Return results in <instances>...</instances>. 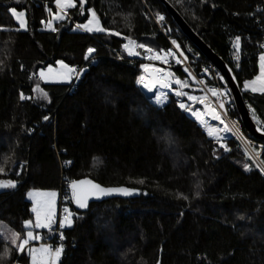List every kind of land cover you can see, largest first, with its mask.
<instances>
[{
  "label": "trees",
  "instance_id": "trees-1",
  "mask_svg": "<svg viewBox=\"0 0 264 264\" xmlns=\"http://www.w3.org/2000/svg\"><path fill=\"white\" fill-rule=\"evenodd\" d=\"M166 1L231 68L241 90L258 75L264 0ZM45 6L55 11L54 0H0V179L17 181L0 190V254L10 251L0 264H29L9 243L11 231L22 233L23 221L33 219L27 191L67 192L72 179L83 178L140 196L92 204L85 213L68 202L73 226L61 230L63 241H44L63 244L59 264H264V174L235 139L223 141L224 151L173 97L163 108L149 102L137 87L138 63L117 60L125 36L154 50L167 46L146 19L154 12L174 24L160 2L86 0L81 10L77 1L56 32L41 24L49 18ZM9 8L25 11L27 31L16 30ZM87 8L120 35L73 31L86 22ZM236 36L241 54L232 61ZM177 41L198 73L207 60L182 34ZM89 47L94 62L84 65ZM57 60L85 66L73 88L38 81L37 72ZM37 85L47 100L33 92ZM21 92L30 99L21 101ZM242 94L264 127V95Z\"/></svg>",
  "mask_w": 264,
  "mask_h": 264
},
{
  "label": "snow or ice",
  "instance_id": "snow-or-ice-1",
  "mask_svg": "<svg viewBox=\"0 0 264 264\" xmlns=\"http://www.w3.org/2000/svg\"><path fill=\"white\" fill-rule=\"evenodd\" d=\"M19 2V0H17ZM205 0H201V3H204ZM55 11L52 12L45 6V11L49 14L48 20H41V24L44 26V29L50 32H56L58 29L54 27V23L64 21L68 17V10L77 7V0H54ZM78 5L81 10L85 9L86 0H78ZM8 11L11 13L12 18L18 24L19 30L27 31V18L25 11H18L16 8H9ZM88 18L85 23L77 24L73 31L79 30L89 34L92 33H105L109 36H119L120 33L116 31H111L106 29L101 24V20L98 17L96 11L93 8L86 9ZM83 14V12L81 13ZM165 19L164 16L157 14L156 21L163 22ZM126 40V43L122 45L123 50L127 53L129 57L138 56L140 53L137 52V49H142L147 55L143 56L144 60H159L162 64L167 63V58L172 57L175 59L177 64L181 63V60L176 58L171 51H159L154 50L152 47L145 43H138L136 40L131 37H123ZM172 44L179 51L180 46L176 44V41L173 40ZM232 47L234 49V59L239 61L241 54V37L236 36L232 42ZM261 49H264V43L259 45ZM96 51L95 48L89 47L85 54L84 59L89 60L92 57V54ZM183 56V53H180ZM57 68H53L51 65L47 69H42L38 72L39 79L45 83H54V84H71L73 79H80V74L84 71L83 69L77 70L73 67H70L68 64L63 61H56ZM258 67L259 74L255 78L246 80L243 83L244 92H250L253 94L259 93L264 95V51H262L258 56ZM141 69L144 73L148 74L146 78L145 75H140L137 78V84L142 88L146 89L147 92L153 93V90L159 87V89H168L176 97H187V100L191 101L193 105L201 104L204 106V112L195 110L193 107L186 105L185 103H179L178 106L181 110L189 112L196 121L206 129L207 135L217 143L219 146L224 149V151H229L225 143H223L224 136L222 133H228L233 131L229 128L228 124L222 119V115L218 114L215 107H213L207 95L196 96L190 95L184 91L189 85L187 81L178 79L174 76L172 72L164 71L163 69L152 67L148 64H142ZM187 71V69H185ZM236 77H233L235 80ZM223 81V77H221ZM200 84H203L204 81H199ZM175 84L176 88L173 89L172 85ZM213 97L216 98L219 108L221 110L225 109V100L223 98L229 95L228 88L225 86L224 90L221 91L215 87L208 89ZM33 92H39L40 98L45 100L48 99V94L43 89L37 87L33 88ZM155 99L154 103L157 106L163 105L168 97L162 91H156L154 93ZM19 99L24 101L30 99L26 97L23 92L20 93ZM252 111V109H249ZM210 116L212 120L218 121L220 124L224 125L223 128L213 127L207 123L206 117ZM48 119V117H44ZM253 119L256 117L253 114ZM259 124L260 122L257 121ZM236 122L233 121V125ZM238 131V128L236 129ZM257 131L264 132V127H258ZM95 159V158H94ZM7 162V161H6ZM248 165H245V171H249ZM264 173V169L261 170ZM6 175L5 168L0 166V176ZM17 176L20 175L19 172L16 173ZM143 183V181H140ZM17 187V181L13 179H0V190L6 189H15ZM68 189L71 192V202L75 204L77 209H87L89 207V200L96 199L99 200L102 197L110 196L113 193H119L121 195H131L132 190L125 187H102L98 183H94L91 179H72L68 183ZM56 196L55 191L52 192H29L28 198L32 200L31 212L34 214L33 220H24L22 227L23 232L18 233L16 231H11V239L9 243L12 245V248L16 250V255L19 256L21 253L27 251L29 256V264H59L61 256L64 252L63 244L59 246H50L48 244H41L40 247H31V241H40L42 237L39 234L34 233V229H48L49 231L53 230V225L57 223V213H56ZM73 217L74 213L65 207L63 209V215L59 217L58 225L60 229L71 228L73 226ZM80 218V217H76ZM241 219H243L241 217ZM7 239V238H6ZM59 239L63 241L65 239L64 235L61 233ZM10 257V251L5 248L4 252L0 254V262L8 259ZM159 264V261H157Z\"/></svg>",
  "mask_w": 264,
  "mask_h": 264
},
{
  "label": "built area",
  "instance_id": "built-area-1",
  "mask_svg": "<svg viewBox=\"0 0 264 264\" xmlns=\"http://www.w3.org/2000/svg\"><path fill=\"white\" fill-rule=\"evenodd\" d=\"M159 15L164 16L163 14H159ZM156 16H157V14L154 15L151 12H148V14L146 15V19L155 24V26L159 30L160 34L162 35V37L165 39V41L167 43V46L163 49H160L159 51H171L176 58L181 60V63L177 64L175 62V59H173L172 57L167 58L166 64H162L159 60H152V61L144 60L143 56L147 55V54L146 53H143V54L140 53L138 51V49H137V52L140 53L138 56L129 57L127 55V53L123 50V48H122L121 54L116 53L117 60L118 61L127 60V61H133V62L138 63V65H139V76L145 75L146 78L148 77V74L144 73L142 71V69H141L142 64H148L152 67H157V68L163 69L164 71L172 72L176 78L187 81L189 86L184 89V91L186 93H188L190 95H196V96L207 95L209 98L210 104L216 108L218 114L222 115V119L225 121L226 124H228L229 128L233 130V131H230L227 133V135L224 137L223 141L229 140L231 138L235 139L240 144V146L243 148L245 153L250 157V159H252L254 161V163L260 169V171L262 169H264V166L260 162V155L264 152V144L257 142L250 135L245 134L243 132L239 118L235 117L233 115L235 108H234L233 104L230 102L229 96L223 98L225 100V109L221 110L219 108V104H218L216 98L213 97L211 95V93L208 91V89L213 88V87H215L221 91L224 90V83L221 80L219 73L209 63L200 64L199 65V72L197 73L194 69V62H192L190 59V52L184 51L181 48V46L179 45V42L177 41V37L179 36L180 32H179L178 28L176 27V25L175 24H168L166 22V19H164L163 22L158 23L156 21ZM67 18L69 20H71L69 15ZM262 18H263V20H261V21L263 22V24L260 21H259V24L261 23L260 24L261 30L264 33V1H263V8H262ZM173 40H175L176 44L180 46L179 51H177L176 48L174 47V45L172 44ZM233 40L231 41L229 48H230V54H231L232 61H236L234 59V49L232 47ZM262 43H264V39H263ZM261 50L264 51V49H261ZM181 52L183 53V56L180 55ZM93 62H94V58L91 57L89 60L84 61V65L85 64L86 65L87 64H93ZM84 65L76 66L73 68H75L77 70H81V69L84 70V68H85ZM185 69H187V71H185ZM176 71L179 72L180 77L175 74ZM82 76H83V72L80 74V79L82 78ZM79 80H76L74 78L72 81V84H71V88H73L75 83ZM201 80L204 81L203 84L199 83V81H201ZM137 87L144 94L145 98L158 108H163L166 101L163 105L157 106L153 102L155 99L154 93L156 91H162L165 93V95L167 97H173L175 99L178 108H179L178 104L182 102V103H185L186 105L193 107L195 110H199V111L204 110L203 105H201V104L193 105L191 101L187 100L186 96L178 98L172 92H170L168 89H159V87L157 86V88H155L153 90V93H149V92H147L146 89L142 88L138 84H137ZM172 88L175 89L176 85L173 84ZM181 111L184 112L186 115H188V113H189V112H186L183 110H181ZM233 121L236 122L235 125H233ZM237 128H238V131H236ZM58 193H59V203H58V220H59V217L61 215H63L64 206L67 205L68 202H70V196H69L68 190H67V192L60 190ZM61 233L62 232H61V229L59 228L58 221H57V224H56L55 228L52 230V232L46 238L44 237V235L43 236L40 235L42 237V239L38 242L49 241L50 239L52 242H54V241H56V239L59 238ZM13 264H18V263L15 262Z\"/></svg>",
  "mask_w": 264,
  "mask_h": 264
},
{
  "label": "water",
  "instance_id": "water-1",
  "mask_svg": "<svg viewBox=\"0 0 264 264\" xmlns=\"http://www.w3.org/2000/svg\"><path fill=\"white\" fill-rule=\"evenodd\" d=\"M158 1L163 6L166 13L171 18L172 22L176 25L180 34H182L188 40V42L207 60V62L216 69V71L220 74V76L223 77V80L229 90V93L232 98L233 106L235 108L236 113L238 114V118L240 120L243 129L247 132L248 135H250L257 142L264 143V132L257 131V128L259 126L254 121L251 112L248 106L246 105V102L242 94V90L238 85L237 79L233 80V77L235 75L231 70V68L201 40V38L189 27V25L180 16V14L166 0H158ZM83 179H90V178H83ZM93 182L96 183L95 181ZM118 187H125L131 189L132 194L125 196L119 193H113L112 195L102 197L99 200L90 199L89 207L92 204L101 203L107 200H113V199L130 200V199H136L140 196L139 190L134 188H130L126 186H114L112 188H118ZM68 193L71 202V192L69 189H68ZM71 205L74 208V210L77 212L85 213L89 209V207L87 209H77L75 204H73L72 202Z\"/></svg>",
  "mask_w": 264,
  "mask_h": 264
},
{
  "label": "rangeland",
  "instance_id": "rangeland-1",
  "mask_svg": "<svg viewBox=\"0 0 264 264\" xmlns=\"http://www.w3.org/2000/svg\"><path fill=\"white\" fill-rule=\"evenodd\" d=\"M54 7H55V5H54ZM11 14V13H10ZM152 14H159V13H152ZM12 17V16H11ZM50 18V17H49ZM48 18V19H49ZM47 19V20H48ZM14 20V19H13ZM14 22H15V20H14ZM61 22V21H60ZM16 23V22H15ZM59 23V22H58ZM55 24L56 23H54V26H55ZM17 25V28L19 27L18 26V24H16ZM21 31H24V30H21ZM47 31V30H46ZM87 34H89V33H87ZM92 34H100V33H92ZM53 68H57L58 66H57V64H55V65H51ZM48 67V66H47ZM47 67L46 68H44V69H47ZM40 70H42V69H40ZM39 70V71H40ZM38 71V72H39ZM38 72H37V79H38V81L39 82H41V83H43V84H54V83H45V82H43V81H41L40 79H39V76H38ZM72 84V83H71ZM71 84H64V85H71ZM226 86V85H225ZM38 96H40V93L39 92H35ZM229 96H230V94H229ZM167 101V100H166ZM230 101L232 102V100H231V97H230ZM190 118V117H189ZM193 120V119H192ZM194 121V120H193ZM194 122H196V121H194ZM197 123V122H196ZM198 124V123H197ZM199 125V124H198ZM200 126V125H199ZM200 128L203 130V132L207 135V132H206V129L205 128H203V127H201L200 126ZM208 136V135H207ZM209 137V136H208ZM209 138H211V137H209ZM211 139H213V138H211ZM214 140V139H213ZM52 191H54V190H37V189H30L29 191H27V193H26V200H28L30 203H31V208H32V200L31 199H29L28 198V193L29 192H52ZM56 193H57V196H56V213H57V221H58V203H59V193L57 192V191H55ZM65 207H67V208H69V206L68 205H65L64 206V208ZM69 210H70V208H69ZM33 214V213H32ZM33 222H34V214H33ZM57 224V223H56ZM56 224H54L52 227H53V229L55 228V226H56ZM67 228V227H66ZM65 228V229H66ZM61 230H63V229H61ZM52 231H49L48 229H34V233L35 234H39V235H44V237L46 238L47 236H48V234L49 233H51ZM41 244H48V245H50V246H52V244L51 243H49V242H38V241H31L30 242V246L31 247H40V245ZM56 246H59V245H56ZM25 253H26V255H27V257L29 258V256H28V254H27V251H25Z\"/></svg>",
  "mask_w": 264,
  "mask_h": 264
},
{
  "label": "bare ground",
  "instance_id": "bare-ground-1",
  "mask_svg": "<svg viewBox=\"0 0 264 264\" xmlns=\"http://www.w3.org/2000/svg\"><path fill=\"white\" fill-rule=\"evenodd\" d=\"M220 75V74H219ZM221 77V76H220ZM223 83H224V88H225V82H224V80H223ZM228 92H229V90H228ZM230 94V93H229ZM229 96V95H228ZM230 97H231V95L229 96V100H230ZM231 100H232V98H231ZM231 102V101H230ZM232 103V102H231ZM233 104V103H232ZM204 109V108H203ZM205 110H203V111H201V112H204ZM188 117H190L191 119H193L194 121H196V119L193 117V116H191V114L190 113H188V115H187ZM206 120H207V123L208 124H210V125H212L213 127H219V128H223L224 126L222 125V124H220L218 121H215V120H212L211 118H210V116H208V117H206ZM197 122V121H196ZM198 123V122H197ZM199 124V123H198ZM200 125V124H199ZM201 126V125H200ZM202 127V126H201ZM204 128V127H203ZM222 135L225 137L226 135H227V133H222ZM20 264V263H19Z\"/></svg>",
  "mask_w": 264,
  "mask_h": 264
},
{
  "label": "crops",
  "instance_id": "crops-1",
  "mask_svg": "<svg viewBox=\"0 0 264 264\" xmlns=\"http://www.w3.org/2000/svg\"><path fill=\"white\" fill-rule=\"evenodd\" d=\"M258 74H259V67H258ZM257 94H259V93H257Z\"/></svg>",
  "mask_w": 264,
  "mask_h": 264
}]
</instances>
